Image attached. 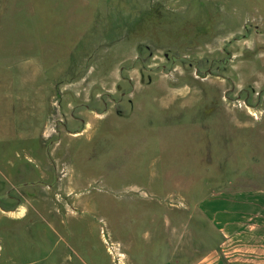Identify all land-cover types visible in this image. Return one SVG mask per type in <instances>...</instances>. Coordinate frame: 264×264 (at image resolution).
<instances>
[{
  "label": "rangeland",
  "instance_id": "obj_1",
  "mask_svg": "<svg viewBox=\"0 0 264 264\" xmlns=\"http://www.w3.org/2000/svg\"><path fill=\"white\" fill-rule=\"evenodd\" d=\"M263 184L264 0H0V264L193 261Z\"/></svg>",
  "mask_w": 264,
  "mask_h": 264
},
{
  "label": "crops",
  "instance_id": "obj_2",
  "mask_svg": "<svg viewBox=\"0 0 264 264\" xmlns=\"http://www.w3.org/2000/svg\"><path fill=\"white\" fill-rule=\"evenodd\" d=\"M198 211L214 232L215 244L193 261L161 264H264V184L211 191L199 201Z\"/></svg>",
  "mask_w": 264,
  "mask_h": 264
}]
</instances>
